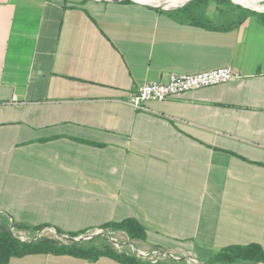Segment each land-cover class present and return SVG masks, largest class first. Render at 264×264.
Here are the masks:
<instances>
[{
  "label": "crops",
  "instance_id": "0c3cea01",
  "mask_svg": "<svg viewBox=\"0 0 264 264\" xmlns=\"http://www.w3.org/2000/svg\"><path fill=\"white\" fill-rule=\"evenodd\" d=\"M240 77L127 103L173 73ZM16 96L20 103H14ZM0 216L66 233L135 219L149 248L209 263L264 248V25L193 1L0 0ZM10 264H123L36 253Z\"/></svg>",
  "mask_w": 264,
  "mask_h": 264
},
{
  "label": "built area",
  "instance_id": "2783aa9c",
  "mask_svg": "<svg viewBox=\"0 0 264 264\" xmlns=\"http://www.w3.org/2000/svg\"><path fill=\"white\" fill-rule=\"evenodd\" d=\"M187 3V1L178 3L174 8L183 7ZM241 6L248 8L244 5ZM263 9L264 8L260 10ZM239 77L240 74L232 65H226L194 74L173 73L167 80L148 81L140 85L137 90L130 95L127 103L135 109L145 110L147 109L145 103L148 100H166L185 92L228 83ZM13 101L14 103H20L16 96L13 97ZM0 216H5L4 212L1 210ZM7 226L10 234L24 243H34L39 240L50 239L62 244H69L71 242L89 241L97 237H102L113 246L117 253L133 256L150 264H157L165 261L183 262L185 264H210L189 253H178L173 250L149 248L140 245L124 230L96 227L71 234L63 232L52 225L37 228H23L17 225L12 217H7ZM260 264H264V262Z\"/></svg>",
  "mask_w": 264,
  "mask_h": 264
},
{
  "label": "trees",
  "instance_id": "16d2710c",
  "mask_svg": "<svg viewBox=\"0 0 264 264\" xmlns=\"http://www.w3.org/2000/svg\"><path fill=\"white\" fill-rule=\"evenodd\" d=\"M131 2L132 0H124ZM197 1L191 0L190 2ZM207 2L209 0H200ZM219 5L232 6V0H215ZM188 2V3H190ZM259 22L264 25V12L253 11ZM23 228H31L20 226ZM106 228L124 230L133 240L145 239L146 227L135 219L107 224ZM76 234V233H73ZM36 253L68 254L80 258L97 260L102 256L112 257L123 264H150L133 256L117 253L113 246L102 237L89 241L62 244L55 240L43 239L34 243H24L14 238L7 226V222L0 219V264H10L13 257ZM264 262V248L258 244L247 246H231L221 250L210 264H260ZM157 264H185L183 262L165 261Z\"/></svg>",
  "mask_w": 264,
  "mask_h": 264
},
{
  "label": "bare ground",
  "instance_id": "6f19581e",
  "mask_svg": "<svg viewBox=\"0 0 264 264\" xmlns=\"http://www.w3.org/2000/svg\"><path fill=\"white\" fill-rule=\"evenodd\" d=\"M136 1H138L140 3H144V4H150V5L158 6L163 0H136ZM168 1H173L172 2L173 5H177L178 4L177 0H168ZM234 1L237 2L238 4L244 5L246 7H251V8H254V9H258V10L264 8V7H261L259 5V2L261 0H234Z\"/></svg>",
  "mask_w": 264,
  "mask_h": 264
},
{
  "label": "rangeland",
  "instance_id": "374dc122",
  "mask_svg": "<svg viewBox=\"0 0 264 264\" xmlns=\"http://www.w3.org/2000/svg\"><path fill=\"white\" fill-rule=\"evenodd\" d=\"M136 1V0H135ZM178 1V3H182V2H184L185 0H177ZM187 2H190L191 0H186ZM167 2V3H166ZM172 2L173 1H168V0H163L159 5H158V7H160V8H168V9H171V8H174L175 7V5H173L172 4ZM261 3V4H260ZM259 5L261 6V7H264V0H261L260 2H259ZM232 6H237V8L239 9V8H242V6L241 5H239L237 2H235V1H232ZM245 9H247V10H250V11H256V12H264V9L263 10H258V9H254V8H251V7H248V8H245Z\"/></svg>",
  "mask_w": 264,
  "mask_h": 264
},
{
  "label": "water",
  "instance_id": "95a60500",
  "mask_svg": "<svg viewBox=\"0 0 264 264\" xmlns=\"http://www.w3.org/2000/svg\"><path fill=\"white\" fill-rule=\"evenodd\" d=\"M112 1H122V0H112ZM232 1H234V0H232Z\"/></svg>",
  "mask_w": 264,
  "mask_h": 264
}]
</instances>
